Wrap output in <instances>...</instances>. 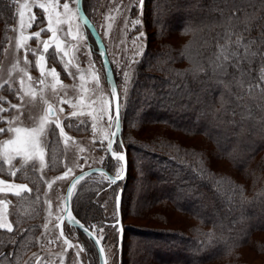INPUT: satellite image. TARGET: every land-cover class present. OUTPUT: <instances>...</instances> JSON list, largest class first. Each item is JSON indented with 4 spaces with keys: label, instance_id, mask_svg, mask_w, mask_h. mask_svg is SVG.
I'll list each match as a JSON object with an SVG mask.
<instances>
[{
    "label": "trees",
    "instance_id": "obj_1",
    "mask_svg": "<svg viewBox=\"0 0 264 264\" xmlns=\"http://www.w3.org/2000/svg\"><path fill=\"white\" fill-rule=\"evenodd\" d=\"M235 5L254 17L256 26L250 36L258 37L264 29V0H156L152 8L150 22L158 38L181 30L186 39L177 47L161 42L158 48L149 49L147 59L141 62L135 100L126 121L129 141L120 113L117 149L125 152L127 174L108 189L113 191V198L122 189L121 247L126 242L128 264H201L224 257V264H251L239 260L235 251L253 233L264 232V96L256 89L238 105L218 78L207 71L208 57L217 50V33L223 30L219 9L228 15ZM12 8L10 1L0 0V49ZM201 65L206 71H199ZM253 68L256 76L258 65ZM150 126L158 129L147 136ZM173 133L190 138L201 135L213 149L186 144ZM223 159L230 162L234 174L215 168ZM115 166L107 155L103 167L111 173ZM131 171L134 195L128 214L145 220L164 219L163 212L152 211L154 205H162L193 217L196 224L185 232L146 227L129 231L123 219L122 183ZM238 174L249 181V188L238 181ZM95 186L99 191H91ZM81 187L77 192L80 204L77 208L74 196L71 213L93 231L102 221L96 218L99 205L94 198L107 186L85 179ZM106 219L104 216L103 225L112 221ZM82 236L97 264L94 244ZM259 248L264 254V245ZM173 254L176 256L171 257Z\"/></svg>",
    "mask_w": 264,
    "mask_h": 264
},
{
    "label": "rangeland",
    "instance_id": "obj_2",
    "mask_svg": "<svg viewBox=\"0 0 264 264\" xmlns=\"http://www.w3.org/2000/svg\"><path fill=\"white\" fill-rule=\"evenodd\" d=\"M8 1L13 4V8L11 18L3 27L2 37L4 36V40L0 49V84L3 85L0 88V98H3L0 99V108L6 109L0 112V128L8 129L10 126L8 121L20 115V112L23 115L20 116L17 123L22 122L24 127L33 126L34 121L43 115L46 108L40 97V92L43 90L44 99L52 104L55 110V116L50 117V119L56 120L58 118L64 132L70 139L66 145L64 138L59 136L58 128L55 135L51 131L48 132L44 138L46 167L43 170H39L38 163L37 170H33L31 164L22 167V158L19 156H16L12 162V170H19L15 177L8 174L10 166L7 163L3 165L4 170L0 172V180L6 183L25 184L31 189V192H24L21 197L15 196L12 192H0V200L5 201L7 205V219L13 227L11 232H8L7 229H0V264H95L93 255L82 235L86 238L87 236L76 229L82 234L79 235L74 230L75 228L66 224L63 218V209L66 187L71 178L78 172L94 166H105L107 155L116 163L111 174L117 176V173L120 175L122 172L121 161L112 157L107 150L114 130L113 104L110 84L105 77L97 43L90 31L82 26L78 16L71 21L70 25L67 23L55 24L56 13H59L61 20L66 19L63 9L65 2L69 4L71 11L77 14L76 0ZM155 2L156 0H143L142 6L140 0H84L82 2L84 13L95 27L111 66L119 95L120 113L123 112L124 136L127 140L126 121L131 112V103L135 100V91L138 85L136 79L139 76L141 62L147 59L149 49L158 48L161 42L168 41L177 47V44L180 45L186 39L185 33L181 30L170 31L158 38L157 30L150 22ZM40 3L56 5L55 11L52 13L53 27L57 29L56 38H51L52 32L46 30L49 23V13L39 8ZM23 5H28V7H22ZM21 11L24 12L23 18L20 16ZM33 16L35 19L32 21L31 27H28L30 18ZM22 23L23 28L21 27ZM69 28H71V35L67 34ZM41 29H45V31H41ZM37 32H40L38 38L34 35ZM23 37H31V39L24 41L23 48L17 49V43ZM44 41H48L50 45L47 53H43ZM56 43L60 44L59 51L55 49ZM25 51H27L29 63H25ZM41 54L45 56V60L40 61V64L45 68V73L47 74L53 68L58 73L56 80H53L49 75L43 77L46 85L56 84L55 92L51 87L39 84L42 77L36 61ZM64 65H67V68ZM22 69L27 70L32 78L31 81L24 76ZM22 77L24 89H28L29 85L35 89L37 93L35 101H31L28 96H25L23 101L19 99V95H23L20 85ZM5 81H9V83L6 84ZM61 98L69 100L71 103H60ZM73 104L77 106L73 107ZM12 105L22 106L17 110ZM102 105L105 112L100 115L97 109H100ZM61 108L63 109L62 112L59 110ZM73 112H76L77 115L72 116ZM109 116H112L113 119L109 120ZM51 127L55 128V124H51ZM149 128L150 132L147 136L155 133L158 129L157 126H150ZM11 135L8 131L0 133V142L9 139ZM173 136L181 137L178 133H173ZM119 138L115 140L111 148L115 152L118 151L117 140ZM181 138L186 144L194 145L197 148L213 149V145L207 143L201 135ZM219 161L221 163L216 165V169L219 167V170L234 174L228 160ZM68 168L72 169V173L65 179L56 180V177L62 176ZM133 175L134 173L131 171L129 179L122 183H125L123 186L125 199L123 219L129 231L137 227H146L155 230H181L185 232L189 227L196 224L197 221L193 217L177 211L173 207L167 209L162 205H154L152 211L163 212L165 214L164 219L154 218L151 220L146 218L145 220L128 214L127 207L131 205L130 202H132L134 195ZM85 179L100 182L105 187L110 184L103 173L86 176L79 181L73 190L71 199L82 191L84 186L81 187V185ZM237 179L249 188V181L245 180L243 176L238 174ZM52 181L55 183L49 189L47 184ZM122 184L119 187H122ZM108 188L105 189L106 191L99 192L94 198L97 202L96 205H99V214L96 218L103 221L104 216H106V220L112 221H105L104 225L102 221L100 224H95L93 233L97 235L101 243L103 242L106 264H128L127 258L124 256L126 242L123 241V249L121 247L122 220L120 241H118V227L114 224L117 219L116 196L113 198V191H109ZM91 189V191H99L98 186ZM46 201H51L50 207ZM80 201L81 198L78 195L77 208ZM4 211L5 205H0V213ZM113 218L115 219L113 220ZM107 223H111V226H107ZM45 225L47 228L44 227ZM61 231L63 235H61ZM65 239L71 242L72 247L65 243ZM157 242L160 240L158 239ZM261 244L264 245V232L253 233L247 242L235 251V254L239 256V260H245L247 263H262L264 262V254L259 252ZM175 256L174 254L171 255V257ZM226 261L227 259L224 257L201 264H224Z\"/></svg>",
    "mask_w": 264,
    "mask_h": 264
},
{
    "label": "snow or ice",
    "instance_id": "obj_3",
    "mask_svg": "<svg viewBox=\"0 0 264 264\" xmlns=\"http://www.w3.org/2000/svg\"><path fill=\"white\" fill-rule=\"evenodd\" d=\"M143 0H140V5L142 6ZM78 5V0H77ZM39 8L44 10V12L49 13V23L47 31L52 32V38H56L57 29L53 27V19L52 13L55 11L56 5H46L44 3H40ZM22 7H28V5H23ZM64 15L66 19L61 20L59 18V13H56L55 24H71V21L77 18V14L72 12L69 4L65 2L63 4ZM78 11V7H77ZM221 16V27L222 32L217 33L216 36V51L208 57V65L211 75L216 76L217 82L223 86V88L231 95H233L239 105V102L244 99V96H251L253 91L258 89L261 96H264V29L261 30L260 35L258 37L252 38L250 36L251 31L253 30L254 25V17L248 14H243V10L235 5L230 14L225 15L224 9H219ZM21 18L24 17V12H20ZM35 17H31L28 23V27H31L32 21H34ZM264 19V18H261ZM84 23L87 24V20H84ZM139 23V21H136ZM23 28V23L21 25ZM41 31H45V29H41ZM71 35V28L67 33ZM35 37L40 36V32L34 34ZM75 39V37H73ZM31 39V37H23L21 41L17 43V49L24 47V41ZM50 45L48 41L43 42V53H47ZM56 51H59L60 44L56 43L55 45ZM33 54L35 55V51L33 50ZM25 63H29L27 60V51H25ZM45 56L41 54L36 61L37 67L41 73L42 79H40L39 84L51 87L53 92L56 91V84L46 85V81L43 77L49 75L53 80H56L58 77V73L53 68L45 73V68L40 64V61H44ZM258 65V74L256 76L253 75L254 68L253 65ZM67 68V65H64ZM15 67V66H14ZM229 69L232 71L229 72ZM24 73V76L31 81V76L28 74L26 69L21 70ZM199 71H206L203 65L199 67ZM127 75V74H126ZM227 77V79H223ZM81 79L83 77L81 76ZM4 83H9V81H5ZM21 91L23 95H19V99L21 101L24 100L25 96L30 97L31 101H35L37 97V93L35 89H32L29 85L28 89H24V79L23 77L20 80ZM3 85L0 84V88ZM235 89V91H233ZM115 89H113V93ZM40 97L43 103L46 105L43 115H41L37 120L34 121L33 126L24 127L21 123H17L20 120V116L23 115L20 112V115L13 117L12 120L8 121L10 125L8 129L0 128V133H4L8 131L11 133V137L5 141L0 142V172H2L3 165L7 163L10 168L8 170V174L12 177L17 175V171L12 170V162L16 156L22 158V167L28 166L31 164L33 170H37V163L39 164V170H43L45 165L44 154H45V144L44 138H46L49 131L56 134V129H59V136L64 138V142L67 145V141L70 139L67 137V134L64 132L63 127L61 126L58 118L56 120L50 119V117L55 116V110L52 104H50L46 99H44L43 90L40 92ZM3 99V98H0ZM60 103H71V101L61 98ZM22 105H12L13 108L17 110L20 109ZM73 107L77 105L73 104ZM6 109L0 108V112L5 111ZM61 112L63 109H59ZM97 112L100 115H103L105 112V108L103 105L100 109H97ZM72 116L77 115L76 112L71 114ZM119 105H116L115 112V127L117 132L119 131ZM113 117L109 116V120H112ZM55 124V128L51 127V124ZM115 135V133H113ZM108 148H112V143L108 144ZM112 155L116 160L122 161L124 160V156L120 155L116 152H113ZM70 173H72V169L68 168L67 171L63 173L62 176L56 177V180H62L67 178ZM119 178V173H117V177H108L111 183L115 184L116 179ZM83 179V177H78L70 185V188L67 193L68 199L71 198L73 194V190L76 188L79 181ZM53 183L55 181L49 182L47 187L49 189L52 188ZM0 192H12L15 196L21 197V194L24 192H31V189L27 187L25 184H16V183H6L3 180H0ZM51 206V201H46ZM0 205H5V211L0 213V229H7L8 232L13 230L12 224L7 219L6 208L7 205L5 201L0 200ZM67 212V219L71 222L78 223L75 218L71 215V213L67 209H63ZM51 214V212H50ZM47 228V225L44 226ZM87 231V229H85ZM61 235L63 232L61 231ZM99 241H97L98 243ZM65 243L68 244L69 247H72L70 241L65 239ZM83 251V249H80ZM103 251V249H101ZM79 255V252H77Z\"/></svg>",
    "mask_w": 264,
    "mask_h": 264
},
{
    "label": "water",
    "instance_id": "obj_4",
    "mask_svg": "<svg viewBox=\"0 0 264 264\" xmlns=\"http://www.w3.org/2000/svg\"><path fill=\"white\" fill-rule=\"evenodd\" d=\"M82 2H83V0H78V5H77V0H76V12H77L78 19L81 22L82 26L87 28L90 31V33L92 34V36L95 38V40H96L97 47H98V50H99V55H100V58H101V61H102V65H103V68H104L105 77H106L107 81L109 82L110 88H111L110 90H111V94H112L114 130H113V132L111 134L109 143L111 142L112 145H113L115 140L117 138H119L120 131H121L120 109H119V117H118L119 118V131L118 132H117L116 127H115L116 105H117V103L119 105L118 90H117V86H116V83H115V80H114V76H113V73H112V70H111L110 63H109L108 58H107V54H106L104 45H103V43H102V41H101V39H100L95 27L93 26L91 21L88 19V17L84 13L83 3ZM77 7H78V11H77ZM84 20H87V24L84 23ZM113 89H115L114 93H113ZM113 133H115V135H113ZM107 148H108V146H107ZM107 150H108V153L112 157H114L112 155V153L115 152V151H113L112 149H109V148ZM116 153L124 156V160L121 161L122 172L119 175V178L116 179V183H118L119 181L123 180L125 175H126L127 162H126V155H125V152L123 150L119 151V152L117 151ZM95 173H103L107 178L108 177H114V178L117 177V176L111 174L109 171H107L105 167H101V166H94V167L86 168V169L78 172L77 174H75L71 178V180L69 181V183H68V185L66 187L65 195H64V209H67L71 213V208H70V199L71 198L68 199L67 193H68V190H69L70 185L73 182V180H75L76 178L81 177V176L84 178L86 176H89V175H92V174H95ZM109 182H110V184L107 186V188L110 187L111 185H114L113 183H111L110 180H109ZM115 209H116L117 219H116L114 224H116L117 227H118V241H120L121 240V234H122L121 219H120V216H121V211H120L121 210V189L118 190L116 198H115ZM71 215H72V213H71ZM63 218H64V220H65L67 225H69V226L77 229L78 231L82 232L83 234H85L87 236V238L89 240L92 241V243L94 244V247L96 249L97 258H98V264H106V256H105L104 247H103L100 239L97 237V235L95 233H93V231H91L89 228H87L83 223H81L75 217L74 218H75L76 221H78V223H74V222L69 221L67 219V212H65V211L63 212ZM85 229H87V231H85ZM97 241H99V242L97 243ZM101 249H103V251H101Z\"/></svg>",
    "mask_w": 264,
    "mask_h": 264
}]
</instances>
